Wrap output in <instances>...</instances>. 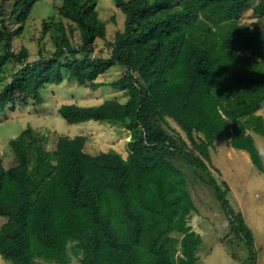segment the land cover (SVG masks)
Masks as SVG:
<instances>
[{
    "label": "trees",
    "instance_id": "trees-1",
    "mask_svg": "<svg viewBox=\"0 0 264 264\" xmlns=\"http://www.w3.org/2000/svg\"><path fill=\"white\" fill-rule=\"evenodd\" d=\"M39 1L0 0V80L7 65L14 71L0 91V112L41 105V89L62 83L64 71L98 90L106 85L98 78L120 64L125 73L109 85L127 93L126 104H68L59 112L69 124L121 125L131 135L130 154L92 155L85 136H60L54 149L32 126L12 138L15 164L6 168L0 158V217L7 219L0 228L2 258L69 264L66 246L78 240L80 264H200L186 163L215 188L231 233L256 264L254 234L231 208L228 183L222 189L214 176L211 149L225 136L264 172L248 133L264 136L257 115L264 111V25L241 23L249 10L264 21V0H114L126 20L108 58L96 54L97 41L107 37L98 0H64L59 19L44 22L54 52L46 57L40 49L30 61L29 50L16 51L14 42ZM168 120L185 138L166 129Z\"/></svg>",
    "mask_w": 264,
    "mask_h": 264
},
{
    "label": "rangeland",
    "instance_id": "rangeland-1",
    "mask_svg": "<svg viewBox=\"0 0 264 264\" xmlns=\"http://www.w3.org/2000/svg\"><path fill=\"white\" fill-rule=\"evenodd\" d=\"M64 0H42L32 10L27 21L25 33L18 36L14 49L20 51L26 47L30 52V61L38 60L40 49L48 57L55 50L51 34L44 32V22L58 18V9ZM101 19L107 26L105 40L97 41L96 54L108 58V46L114 40L118 31L125 27V14L116 7L114 0H98L97 7ZM243 25L262 27L264 21L257 18L253 10L246 12L241 20ZM46 34V35H45ZM101 51V52H100ZM260 60V59H259ZM261 66H264L262 64ZM6 73L0 80V91L10 81L13 64L6 66ZM126 68L120 64L113 66L106 74L98 78V82L106 83L98 90L81 86L76 80H70L64 71L65 80L59 84H48L41 89L43 103L37 105L31 101L27 105H17L0 112V158L4 166L10 168L15 164L14 153L9 142L23 130L32 126L44 134L49 145L54 149L60 136L75 138L87 137L86 150L92 155L117 151L125 159L129 156L128 142L131 135L121 125L90 121L79 124H69L59 112L62 105L76 104L79 106H97L106 101H117L126 104L128 95L125 91L113 88L109 83L119 80ZM264 119V111L257 114ZM170 126L166 129L172 134L185 138L177 124L168 120ZM175 129L176 132L170 131ZM248 133L255 140L264 165V136L249 129ZM213 172L224 189L223 182L228 183L230 191L227 200L235 213L243 214L247 225L252 230L256 245V264H264V172L252 162L248 152L236 149L229 144V139L220 137L211 149ZM181 161H177L182 166ZM182 168L188 181V190L193 198L195 210L189 219L190 225L202 237L198 257L200 264H253L252 255L247 244L231 233L229 217L218 199L213 186L207 185L195 175L186 163ZM7 221L0 217V228ZM39 264H57L44 259L37 260ZM0 264H11L0 255ZM80 264V263H79Z\"/></svg>",
    "mask_w": 264,
    "mask_h": 264
},
{
    "label": "clouds",
    "instance_id": "clouds-1",
    "mask_svg": "<svg viewBox=\"0 0 264 264\" xmlns=\"http://www.w3.org/2000/svg\"><path fill=\"white\" fill-rule=\"evenodd\" d=\"M80 241L78 240H69L67 244V248L69 249L67 252L69 264H79L80 259H82V256L79 255L80 249H79Z\"/></svg>",
    "mask_w": 264,
    "mask_h": 264
},
{
    "label": "built area",
    "instance_id": "built-area-1",
    "mask_svg": "<svg viewBox=\"0 0 264 264\" xmlns=\"http://www.w3.org/2000/svg\"><path fill=\"white\" fill-rule=\"evenodd\" d=\"M94 57H96V55H94Z\"/></svg>",
    "mask_w": 264,
    "mask_h": 264
}]
</instances>
